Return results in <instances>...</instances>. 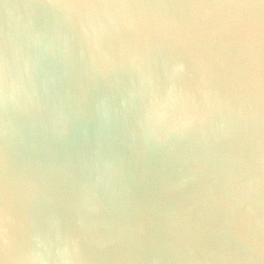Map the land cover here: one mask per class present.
Masks as SVG:
<instances>
[{
  "label": "clouds",
  "instance_id": "9594fccd",
  "mask_svg": "<svg viewBox=\"0 0 264 264\" xmlns=\"http://www.w3.org/2000/svg\"><path fill=\"white\" fill-rule=\"evenodd\" d=\"M15 21L0 264H264V0H28Z\"/></svg>",
  "mask_w": 264,
  "mask_h": 264
},
{
  "label": "water",
  "instance_id": "95a60500",
  "mask_svg": "<svg viewBox=\"0 0 264 264\" xmlns=\"http://www.w3.org/2000/svg\"><path fill=\"white\" fill-rule=\"evenodd\" d=\"M28 0H0V34L7 30L11 25L16 23L15 21V9L18 7L23 10V6ZM13 6L11 14L5 11L4 5ZM144 264H151L150 260H146ZM161 264H168L167 261H161Z\"/></svg>",
  "mask_w": 264,
  "mask_h": 264
}]
</instances>
